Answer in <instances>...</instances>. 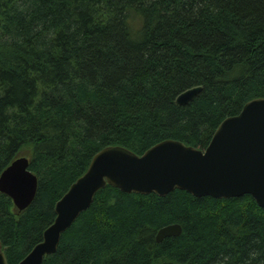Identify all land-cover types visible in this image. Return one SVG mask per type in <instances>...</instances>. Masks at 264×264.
I'll use <instances>...</instances> for the list:
<instances>
[{
    "label": "trees",
    "instance_id": "16d2710c",
    "mask_svg": "<svg viewBox=\"0 0 264 264\" xmlns=\"http://www.w3.org/2000/svg\"><path fill=\"white\" fill-rule=\"evenodd\" d=\"M257 98L264 0H0V174L25 156L37 177L23 211L0 193L7 264L42 241L57 201L102 149L140 156L174 140L203 150ZM172 224L180 235L158 243ZM42 264H264V209L248 194L106 185Z\"/></svg>",
    "mask_w": 264,
    "mask_h": 264
},
{
    "label": "water",
    "instance_id": "95a60500",
    "mask_svg": "<svg viewBox=\"0 0 264 264\" xmlns=\"http://www.w3.org/2000/svg\"><path fill=\"white\" fill-rule=\"evenodd\" d=\"M200 91V87L188 89L176 103L185 105ZM28 165L27 157H18L0 174V193L7 195L18 211L29 207L36 195L37 177ZM106 185L123 193L159 196L174 189L217 199L248 194L264 209V98L249 101L238 115L224 119L203 150L165 140L140 156L120 146L99 151L86 173L57 201L56 218L44 231L42 241L18 264H42L55 253L61 235ZM180 233V225H167L158 230L156 241ZM0 264H7L1 242Z\"/></svg>",
    "mask_w": 264,
    "mask_h": 264
}]
</instances>
